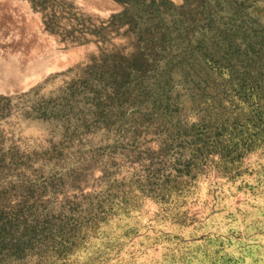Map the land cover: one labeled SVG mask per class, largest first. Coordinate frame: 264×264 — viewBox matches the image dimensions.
I'll return each instance as SVG.
<instances>
[{
    "label": "rangeland",
    "instance_id": "374dc122",
    "mask_svg": "<svg viewBox=\"0 0 264 264\" xmlns=\"http://www.w3.org/2000/svg\"><path fill=\"white\" fill-rule=\"evenodd\" d=\"M12 1L0 223L74 235L64 264H264V77L239 90L240 63L190 66L171 43L143 75L154 18L166 6L206 27V0ZM225 1L264 27V0Z\"/></svg>",
    "mask_w": 264,
    "mask_h": 264
},
{
    "label": "trees",
    "instance_id": "16d2710c",
    "mask_svg": "<svg viewBox=\"0 0 264 264\" xmlns=\"http://www.w3.org/2000/svg\"><path fill=\"white\" fill-rule=\"evenodd\" d=\"M168 3V0H162ZM132 7H143L140 0H128ZM240 6L245 5L240 3ZM230 3L222 0H206L202 9L203 21L206 27L201 28V22L189 21L181 14L165 6L167 12L158 14L154 19L159 24L158 45L152 46L147 51L146 70L151 67L157 57L165 55V45L168 43L176 46L177 59L184 61L191 59V64L208 63L218 68L232 70V63H240L242 74L238 82L239 90H254L259 80L264 77V27L258 18L256 7L246 5V11L239 15L238 7L233 11ZM251 9V10H250ZM134 17H141V12L132 11ZM258 19V20H257ZM203 23V24H204ZM217 26V24H221ZM195 36L196 44L190 45V37ZM149 62V63H148ZM122 66V62H117ZM239 65V64H238ZM204 66V73L208 68ZM188 70V69H187ZM188 71L185 73L187 74ZM138 80L140 76L138 75ZM220 104V103H219ZM30 227H26V230ZM18 226L10 222L0 223V264H53L66 263L68 252L76 246L74 235L61 234L32 235L17 233ZM5 231V232H3Z\"/></svg>",
    "mask_w": 264,
    "mask_h": 264
},
{
    "label": "bare ground",
    "instance_id": "6f19581e",
    "mask_svg": "<svg viewBox=\"0 0 264 264\" xmlns=\"http://www.w3.org/2000/svg\"><path fill=\"white\" fill-rule=\"evenodd\" d=\"M3 4V8L2 10L4 12H7V14L9 15L10 19L12 18H16L17 20L21 19L22 16V12L20 7L12 0H3L2 3ZM12 14V15H10Z\"/></svg>",
    "mask_w": 264,
    "mask_h": 264
},
{
    "label": "water",
    "instance_id": "95a60500",
    "mask_svg": "<svg viewBox=\"0 0 264 264\" xmlns=\"http://www.w3.org/2000/svg\"><path fill=\"white\" fill-rule=\"evenodd\" d=\"M170 56H171V57H175V55H174V54H171Z\"/></svg>",
    "mask_w": 264,
    "mask_h": 264
}]
</instances>
